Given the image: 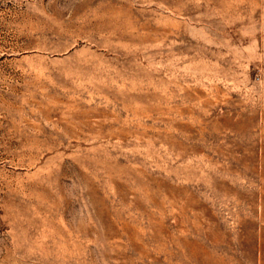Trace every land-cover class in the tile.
<instances>
[{"label":"rangeland","instance_id":"obj_1","mask_svg":"<svg viewBox=\"0 0 264 264\" xmlns=\"http://www.w3.org/2000/svg\"><path fill=\"white\" fill-rule=\"evenodd\" d=\"M0 264H264V0H0Z\"/></svg>","mask_w":264,"mask_h":264}]
</instances>
